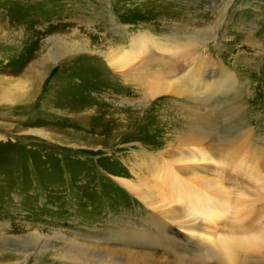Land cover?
Returning a JSON list of instances; mask_svg holds the SVG:
<instances>
[{"label":"rangeland","instance_id":"rangeland-1","mask_svg":"<svg viewBox=\"0 0 264 264\" xmlns=\"http://www.w3.org/2000/svg\"><path fill=\"white\" fill-rule=\"evenodd\" d=\"M224 1L0 0V264H89L101 254L121 262L126 250L139 254L136 264H161L151 262L155 256L164 264H182L176 254H202L205 247L196 244L157 247L155 236L139 244L143 231L148 238L155 224L167 228L185 219L180 202L162 199L171 180L159 177L151 163L165 158L181 135H209L232 162L252 166L256 183L264 184V0H231L226 8ZM142 17L147 22L140 23H150L158 36L184 38L204 30V53L214 66L232 72L235 84L209 96H168L144 104L138 85L122 86L119 77L111 78L101 56L118 37L113 20L136 30ZM54 35L57 41H49ZM63 41L84 48L66 52L60 49ZM49 54L55 64L49 65ZM40 63L45 71L33 86L28 74ZM18 81L24 88L14 89L8 101L3 89L12 91ZM123 114L135 119L132 133L107 142ZM244 179L223 183L231 193L219 202L223 211L204 215L206 224L226 233L242 222L264 221L263 213L252 218L264 203L255 200L258 189ZM124 180L148 190V202ZM184 195L200 197L192 189ZM77 243L112 250L81 248L83 253ZM68 246L86 260L73 258Z\"/></svg>","mask_w":264,"mask_h":264},{"label":"bare ground","instance_id":"bare-ground-1","mask_svg":"<svg viewBox=\"0 0 264 264\" xmlns=\"http://www.w3.org/2000/svg\"><path fill=\"white\" fill-rule=\"evenodd\" d=\"M230 2L231 0L224 1L225 8L228 7ZM221 12H224V8ZM142 18L144 20L138 22L136 30L134 26L128 27V29L126 25L115 23V20H113V26L117 31L115 34L122 41L120 42L116 36L117 38L112 40V46H108L107 51L102 53L101 56L103 64L106 63L109 68L111 78L112 76L119 77L120 85L122 84V86L123 84L128 85V87L129 85H138L143 93L144 104L152 99L158 101V98H166L168 96H190L191 94L194 96L195 94L209 96L222 90L227 91L228 88L235 84L234 74L223 66H214L211 59L208 58L209 54L204 53L207 45V38L203 33L204 30L200 29L196 34L197 36L192 33L184 38L166 35L158 36L153 32L150 23H140L147 22L145 17ZM133 23L135 24L137 21L135 20ZM212 31L211 29L208 30L209 39L214 37V32L211 33ZM50 40L57 41V37L54 35L50 37ZM62 43L64 44L61 45L60 49L66 52L84 48L83 46L70 44V42L63 41ZM61 52L60 54H62ZM49 56L52 58L49 65L55 64L56 57L52 54H49ZM40 64L41 66L31 69L29 72L31 76L28 74V77L31 80L33 79V86H36V82L40 81L42 72L45 71L44 63ZM103 64L101 63V65ZM24 84V82L19 81L16 84L14 83L10 87L13 89L12 91H6L8 88H4L5 92L2 96L7 97L9 101L12 97L14 98L12 96L14 89L20 91L24 88ZM115 84H117V81H115ZM190 112L191 121L196 122V115L192 111ZM122 116V121H119V119L116 121L119 124L114 127V130H110L108 134L105 133L107 142L122 141L132 133L130 127H132V124L134 125L135 119L133 121L128 114H123ZM74 117L77 116L74 115ZM81 124L83 123L81 122ZM163 157L165 158L162 160H151V163L157 169V175L159 177L163 176L166 180H171L168 194H163L162 196L164 197L162 199L166 204L173 201L180 202L186 209L185 219L175 222L173 226L168 225L167 228L163 225L151 223L154 225L150 227L152 235L149 232L148 238H144L142 236H145L147 231H143L139 238L141 241L139 244H150V238L155 236L152 244L163 249H186L188 244H196L197 247L202 249L205 247L204 252L200 255H193L186 251L184 254H176V260L183 262L182 264H247L249 261L252 264H261L262 262H258V260H264V221L260 224H255L251 221L242 222L235 229L224 233L222 226L216 224L211 227L206 224L207 220L204 218L205 214L213 215L223 211L219 202L223 197L231 193L228 188L224 187L225 185L223 186V183L226 181L231 183L234 179L241 178V176L246 177L244 180H248L253 187L258 189L255 194V200L264 203V184L256 183L259 179L256 170L244 162H232L233 159H230L229 153L223 151L221 146L214 142L209 135H201L200 131H197V135H181L173 150H169ZM248 157L250 158V156ZM142 163L139 165L143 167L145 164L144 162ZM147 165L150 164L146 163L145 166ZM123 182L125 186L134 190V192L140 193V195L144 194L145 199L143 200L146 203L148 202V190L138 191V186L134 183L128 180ZM187 189L199 192L200 197L196 201L187 199L184 195ZM149 201L153 202L155 198H151ZM254 211L255 214L252 218H257L260 213L264 215V204ZM251 212L253 210L249 212V216ZM244 214L245 212L242 216ZM224 220L228 221L229 218L227 217ZM240 222L241 220L239 219L238 224ZM161 230H164L165 233H162ZM217 230L222 233H218ZM107 234L112 235L113 231H109ZM111 239L113 238L107 237V240ZM130 241L134 242L132 239ZM77 244L79 247L77 246L76 249H80L81 252H83L82 249L85 252H101L102 249H106L104 253L112 250L106 246L100 250L99 245L96 244ZM71 248L72 246H68L66 252H71L73 258L79 260L80 257V259L86 260L84 255L78 256L77 253H74L72 249L75 247ZM126 251L125 256L120 257L122 259L121 262H114L112 259H109V261L104 254H101L102 256L91 259L92 261H89V264H136L139 254ZM248 256H253L251 257L253 260H247ZM156 257L151 262L156 261L164 264Z\"/></svg>","mask_w":264,"mask_h":264}]
</instances>
